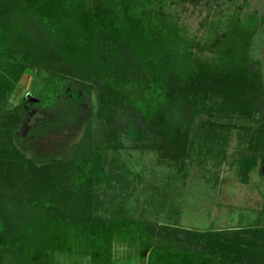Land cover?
Segmentation results:
<instances>
[{
    "label": "trees",
    "instance_id": "obj_1",
    "mask_svg": "<svg viewBox=\"0 0 264 264\" xmlns=\"http://www.w3.org/2000/svg\"><path fill=\"white\" fill-rule=\"evenodd\" d=\"M200 5L208 15L192 31L183 14ZM262 20L247 0H0V264H116L117 240L147 264H264V226L182 240L128 215L92 216L90 206L96 189L111 187L106 152L124 147L116 121L126 112L148 131L132 148L156 151L178 173L194 147L224 157L234 120L258 115L260 62L250 50ZM27 70L46 74L34 102L22 96L8 110ZM77 89L87 101L95 91L97 126L86 123L62 160L27 158L15 145L23 120ZM247 143L243 183L258 157L264 164V124Z\"/></svg>",
    "mask_w": 264,
    "mask_h": 264
},
{
    "label": "rangeland",
    "instance_id": "obj_2",
    "mask_svg": "<svg viewBox=\"0 0 264 264\" xmlns=\"http://www.w3.org/2000/svg\"><path fill=\"white\" fill-rule=\"evenodd\" d=\"M247 4L263 19L250 50L251 57L260 62L262 80L256 120L235 119L237 127L227 139L224 157L194 147L183 173H178L171 163L159 160L156 151L132 148L142 142L148 131L132 113L121 114L116 121L119 130L116 143L124 147L106 152L113 180L110 188L96 189L90 203L92 216L109 219L128 215L155 227H170L175 231L171 236L182 240L192 232L264 225V164L258 157L247 183L240 181L238 170V161L250 154L248 138L264 124V0H247ZM206 15L205 5L187 6L183 17L195 31ZM210 15V20L216 15L213 8ZM45 75L42 71L27 70L19 83V94L6 108L10 110L22 96L34 102L29 94L40 88ZM79 94L78 89L73 91L68 101L48 110L33 109L40 119L23 120V134L15 139L18 150L37 164L66 158L70 146L80 139L85 124L93 122L97 108L95 91L88 101ZM92 125L97 126L95 122ZM260 214L262 218L258 221ZM136 252L125 241L114 242L116 264H147L137 258ZM58 262L74 264L64 256L58 257Z\"/></svg>",
    "mask_w": 264,
    "mask_h": 264
},
{
    "label": "crops",
    "instance_id": "obj_3",
    "mask_svg": "<svg viewBox=\"0 0 264 264\" xmlns=\"http://www.w3.org/2000/svg\"><path fill=\"white\" fill-rule=\"evenodd\" d=\"M260 218H262L261 217V214L258 216V219L257 220L260 221ZM259 226H264V225H259Z\"/></svg>",
    "mask_w": 264,
    "mask_h": 264
}]
</instances>
